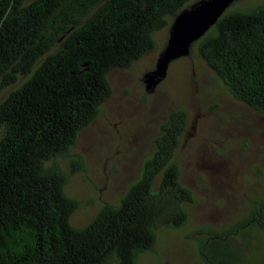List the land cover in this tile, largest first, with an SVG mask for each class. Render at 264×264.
<instances>
[{
  "label": "trees",
  "instance_id": "1",
  "mask_svg": "<svg viewBox=\"0 0 264 264\" xmlns=\"http://www.w3.org/2000/svg\"><path fill=\"white\" fill-rule=\"evenodd\" d=\"M203 0H0V264H138L189 220L175 159L185 111L164 122L140 178L83 227L64 164L112 93L111 71L156 48ZM232 98L264 115V0L231 4L196 43ZM184 116V117H183ZM196 242L201 264H264V191Z\"/></svg>",
  "mask_w": 264,
  "mask_h": 264
},
{
  "label": "rangeland",
  "instance_id": "2",
  "mask_svg": "<svg viewBox=\"0 0 264 264\" xmlns=\"http://www.w3.org/2000/svg\"><path fill=\"white\" fill-rule=\"evenodd\" d=\"M172 29L157 32L156 48L129 67L111 71L112 93L73 148L83 167L64 164L66 193L77 201L72 224L83 227L103 205L120 201L140 178L163 123L185 111L175 159L195 201L186 225L163 232L138 264H201L196 242L205 230L226 227L264 191V115L230 96L196 42L166 61ZM147 74L155 75L151 86Z\"/></svg>",
  "mask_w": 264,
  "mask_h": 264
},
{
  "label": "water",
  "instance_id": "3",
  "mask_svg": "<svg viewBox=\"0 0 264 264\" xmlns=\"http://www.w3.org/2000/svg\"><path fill=\"white\" fill-rule=\"evenodd\" d=\"M235 0H203L195 8L183 13L174 23L165 60L184 56L190 46L202 37ZM149 86L155 75L147 74Z\"/></svg>",
  "mask_w": 264,
  "mask_h": 264
}]
</instances>
